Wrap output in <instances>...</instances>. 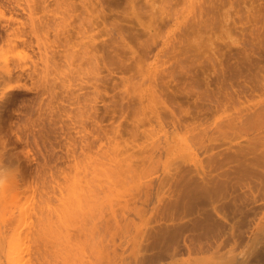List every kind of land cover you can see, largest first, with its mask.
Listing matches in <instances>:
<instances>
[{"label":"rangeland","instance_id":"rangeland-1","mask_svg":"<svg viewBox=\"0 0 264 264\" xmlns=\"http://www.w3.org/2000/svg\"><path fill=\"white\" fill-rule=\"evenodd\" d=\"M0 76L25 258L264 264V0H0Z\"/></svg>","mask_w":264,"mask_h":264},{"label":"bare ground","instance_id":"bare-ground-1","mask_svg":"<svg viewBox=\"0 0 264 264\" xmlns=\"http://www.w3.org/2000/svg\"><path fill=\"white\" fill-rule=\"evenodd\" d=\"M17 22V20L15 19V18H5V19H3V21H2V24H1V27H2V30H4L3 31V33H5V35H6V31L8 30V28L10 27V25L11 24H14V23H16ZM7 40H8V43H10V46L13 48H15V46H17V39L14 37V39H10L9 37H7L6 38ZM11 48V49H12ZM13 48V49H14ZM13 55H9V57H10V59H11V57H12ZM14 57V56H13ZM12 59H14V58H12ZM6 61H9V58H8V56H5L4 58H2V60H1V62H3V63H5ZM10 61H12V60H10ZM16 61V59H14L13 61H12V63H11V65L14 63ZM8 64V63H7ZM7 64H5L6 66H7ZM14 64H16V63H14ZM13 64V65H14ZM14 66H16V65H14ZM5 75V74H4ZM0 77H2V76H0ZM4 78V77H3ZM4 82V81H3ZM4 85V84H3ZM6 160V159H5ZM10 161V160H9ZM7 162V161H6ZM8 164V163H7ZM3 164L0 162V264H36L35 262H33V260H31V259H36V261L38 260V258H40L39 256H38V250L37 249H39L38 247H34V246H30L31 248H33L34 247V250H33V253H29L28 255L30 256L31 254H33L34 255V257H32V255H31V257L32 258H28L27 256H26V258L24 257L25 255L23 254V250H25V247L23 246L25 243H24V241H23V239L22 238H27V237H23L22 235L23 234H21V236H20V233H21V226H22V224L24 223L23 221L25 220H23V218H25L22 214H25V213H28V212H25L26 211V209L27 208H29L28 206H29V204L32 202V200H33V194H34V186H32L30 183L29 184H27L24 188H21V186H20V184H19V182L14 178V176H12L13 178H11V175L8 173V172H6V171H3L4 169H2V166ZM11 165V164H10ZM9 165V166H10ZM4 172H6V173H4ZM8 173V174H7ZM13 174V173H12ZM10 176V180H8L9 178L8 177ZM8 178V179H7ZM20 180V179H19ZM90 185H88L87 187H85L84 189H89L88 187H89ZM91 188H92V190H91ZM94 188H95V190H96V187H90V189L89 190H91L92 192H89V190L88 191H86V190H82L83 192H85L86 191V194L85 195H83V193L81 194L82 196H80L79 198H78V194L80 193V192H82V191H80V192H76V190H73L71 193H69L68 194V196L67 197H62V199H61V197L59 198V199H61V201H62V204L65 206H68L69 207V209H71V205H73V204H75V203H79V204H77V206L76 207H78L79 208V206H80V204H84L83 205V208L84 207H86V206H88L90 203L92 204V205H94L95 204V206H92V207H90V208H94V207H96L97 206V202L100 200L99 199V197L100 196H98L97 194H96V196H93V194L92 193H96L97 192V190L96 191H93L94 190ZM75 191V192H74ZM75 193H77V196L75 195L74 196V194ZM87 193H91V194H87ZM98 193V192H97ZM95 195V194H94ZM72 196V197H71ZM97 196H98V201H97ZM75 197V198H74ZM93 197H95V198H93ZM71 198V199H70ZM72 198H74V199H72ZM64 200H65V202H64ZM69 200V201H68ZM71 200V201H70ZM74 200V201H73ZM31 201V202H30ZM66 201H68V202H66ZM73 201V203H71ZM75 201H77V202H75ZM65 204H64V203ZM69 202H70V204H69ZM75 202V203H74ZM44 201L43 200H38L37 202H35V204L33 205V209H31L30 211L32 212L31 214H32V222H30V223H32L31 225V227H33L32 228V231H31V229L28 231V230H26V231H28V232H31V233H28V235L29 234H33L34 232H37L38 233V235H39V232H41V231H44L45 230V226H46V222H48V220H49V217L46 215H44V212H43V208L45 207V205H44ZM66 203H68V205L66 204ZM99 203V202H98ZM46 204V203H45ZM90 204V205H91ZM89 205V206H90ZM46 206H47V204H46ZM63 206V207H64ZM89 206H88V209H87V207L85 208V209H87V210H85L86 212H87V215H86V213L85 212H83L82 211V206L80 207V209H77V210H80V212H81V214L83 213H85L84 215H82V217L84 218V220H86V219H88V221H89V217H91L90 215H89V213L90 214H93L94 212H92V209H90L89 208ZM68 207H65V209L63 208V210L61 211V212H65V211H67L68 210ZM73 207H74V205H73ZM46 208V207H45ZM74 209V208H73ZM73 209H72V211H73ZM76 209V208H75ZM91 210V212H90V210ZM95 209V208H94ZM94 209H93V211H94ZM28 210V209H27ZM71 211V212H72ZM95 211H98V209L97 210H95ZM67 212H69V210L67 211ZM70 212V213H71ZM69 213V214H70ZM97 213V212H96ZM95 213V214H96ZM30 214V215H31ZM67 214V215H66ZM23 216V218H22V216ZM59 214H56V216L57 217H59L60 218V216H61V213H60V216H58ZM63 215V214H62ZM64 215H66V216H68V213H65ZM28 216H29V214H28ZM84 216H87L86 218L84 217ZM89 216V217H88ZM81 217V218H82ZM93 217V216H92ZM21 218H22V221H21ZM83 219H82V222L84 221ZM91 220V219H90ZM87 221V222H88ZM86 222V221H85ZM85 222H83L82 223V225L84 224V225H86L85 224ZM90 222V221H89ZM45 225V226H44ZM26 227H30V226H26ZM44 229V230H43ZM11 230V231H10ZM12 230H13V233H14V236L12 237V239H10V241L8 242V245H6L5 243L7 242L5 239L7 238V236H8V233L9 232H12ZM23 230V229H22ZM12 233V234H13ZM25 233H27V232H25ZM35 235H36V233H34ZM11 235V234H10ZM9 235V236H10ZM26 235V234H25ZM37 235V236H38ZM40 235H41V233H40ZM40 235H39V237L37 238V237H35V236H33V242H34V244L38 241V240H40L39 238H40ZM8 236V237H9ZM31 236V238H32V235H29V237ZM22 239V244L21 243H19V242H21L20 240ZM31 238H30V240H31ZM38 239V240H37ZM27 240V239H26ZM4 241H6L5 243H3ZM28 241H29V239H28ZM32 241H29L30 243L32 242ZM40 242V241H39ZM38 242V243H39ZM24 243V244H23ZM38 243H37V246H38ZM92 243H94V242H92ZM5 244V246L7 247H4L3 245ZM95 244V243H94ZM27 246H29L28 245V242H27V244H26ZM25 245V246H26ZM31 245H33V244H31ZM36 245V244H35ZM93 245V244H92ZM96 245V244H95ZM21 246H23V248L21 247ZM29 248V247H28ZM31 248H29V249H26L27 251H24V253L26 252H31ZM93 248V247H92ZM96 248V247H95ZM3 249H5L6 250V252L4 253V250ZM94 249V248H93ZM38 251V252H36V251ZM97 251V250H96ZM4 253V254H3ZM25 253V254H26ZM36 253H38V254H36ZM27 255V254H26Z\"/></svg>","mask_w":264,"mask_h":264}]
</instances>
